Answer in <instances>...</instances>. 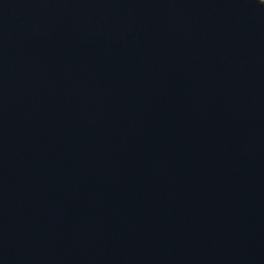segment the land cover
I'll list each match as a JSON object with an SVG mask.
<instances>
[{
  "label": "water",
  "instance_id": "1",
  "mask_svg": "<svg viewBox=\"0 0 264 264\" xmlns=\"http://www.w3.org/2000/svg\"><path fill=\"white\" fill-rule=\"evenodd\" d=\"M0 264H264V2L0 0Z\"/></svg>",
  "mask_w": 264,
  "mask_h": 264
},
{
  "label": "clouds",
  "instance_id": "2",
  "mask_svg": "<svg viewBox=\"0 0 264 264\" xmlns=\"http://www.w3.org/2000/svg\"><path fill=\"white\" fill-rule=\"evenodd\" d=\"M261 2H264V0H261Z\"/></svg>",
  "mask_w": 264,
  "mask_h": 264
}]
</instances>
